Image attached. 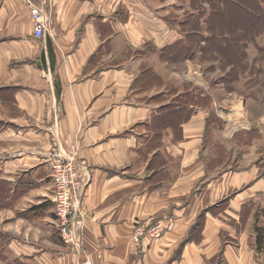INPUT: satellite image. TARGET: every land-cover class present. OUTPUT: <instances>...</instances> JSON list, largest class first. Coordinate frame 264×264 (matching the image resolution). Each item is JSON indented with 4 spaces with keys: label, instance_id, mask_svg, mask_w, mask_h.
<instances>
[{
    "label": "crops",
    "instance_id": "obj_1",
    "mask_svg": "<svg viewBox=\"0 0 264 264\" xmlns=\"http://www.w3.org/2000/svg\"><path fill=\"white\" fill-rule=\"evenodd\" d=\"M31 1L49 19L41 38L27 0H0V264H264L247 210L264 160L215 163L206 133L225 121L215 102L182 101L163 56L182 20L165 0ZM56 131L66 151L79 140L89 180L80 254L54 210ZM164 215L174 222L160 240H132L137 223Z\"/></svg>",
    "mask_w": 264,
    "mask_h": 264
},
{
    "label": "rangeland",
    "instance_id": "obj_2",
    "mask_svg": "<svg viewBox=\"0 0 264 264\" xmlns=\"http://www.w3.org/2000/svg\"><path fill=\"white\" fill-rule=\"evenodd\" d=\"M191 2V0H165L167 4L166 16L170 20L183 21L191 12L198 15L206 13L204 18L207 20L210 10L208 3L206 1L200 2L198 10L195 11ZM232 14L230 19L226 14L216 17V23L219 27L218 31L222 33L227 28L230 32H233L235 28L242 25V22H239L240 20L242 21L243 15L240 14V19H237L238 12L233 10ZM243 20V23L248 22V19ZM177 28L182 30L181 27ZM183 30L184 32L186 31L184 28ZM202 31L204 36L209 35L205 23ZM184 36L185 33H183V39H185ZM200 45H202V53H198L197 56L175 57L174 60H165L170 64L169 68H171L173 73L171 75L173 82L180 84L178 86H182V101H193V95L198 92L199 96L196 101H202V105L204 107L207 105L208 109L215 102L219 114L225 121V124L216 122L217 138L209 136L210 132L206 133L209 138L206 146L212 147L218 158L215 163H225V166L232 167L236 165L240 158H243V155H246L245 158L248 162L249 160H254V158L264 160V31H262L255 43L243 41L240 44L244 53L242 55V58H244L243 65L226 61V58L228 59L227 56L235 55V53L232 55L233 53L231 54L230 50L218 53L212 50L214 47L212 43L205 44L201 42ZM205 47L209 51L206 54L203 51L206 49ZM234 50L237 51L238 49ZM233 64L236 65L235 68ZM233 69L240 70L241 74H238V78L235 77L237 73H232ZM191 83L193 87H191ZM168 84L173 83L168 81ZM202 87H207L208 91ZM228 94L231 95L230 100H227ZM203 98L206 101L207 98L209 100L206 102ZM234 101L238 102L239 105L238 109L235 110H233L235 107L233 106ZM210 111L208 112L211 115ZM232 125H237V130L235 129L234 132L228 135ZM255 148L257 150L260 149L259 152H256L259 154H253ZM262 164V172H264V162ZM260 196L261 199L257 202L247 205L248 212L252 211L255 213L253 220L258 233L264 232V192Z\"/></svg>",
    "mask_w": 264,
    "mask_h": 264
},
{
    "label": "built area",
    "instance_id": "obj_3",
    "mask_svg": "<svg viewBox=\"0 0 264 264\" xmlns=\"http://www.w3.org/2000/svg\"><path fill=\"white\" fill-rule=\"evenodd\" d=\"M27 1L31 6L35 36L41 38L49 28V19L44 13L43 6L31 0ZM79 151L78 139L66 151L63 149L59 132L54 133L52 149L49 153L54 210L64 241L78 254L81 252L82 202L89 184V180L83 178L84 165L79 159ZM173 222V218L169 215L148 218L136 224L132 232V240L140 243L147 236L150 241H158L173 227ZM79 264H93V262L90 259H82Z\"/></svg>",
    "mask_w": 264,
    "mask_h": 264
},
{
    "label": "trees",
    "instance_id": "obj_4",
    "mask_svg": "<svg viewBox=\"0 0 264 264\" xmlns=\"http://www.w3.org/2000/svg\"><path fill=\"white\" fill-rule=\"evenodd\" d=\"M193 10H198V5L202 1H206L210 7L208 19L205 20L206 13L201 15L195 13H189L185 20L182 21L181 28L182 33H185V39L178 42L175 45L167 47L163 56L165 59L174 60V53L177 52L176 56L179 57H192L197 56L198 53H202L201 42L205 44H213L212 50L214 52L221 53L230 50V53L234 56H227L226 61L228 63L236 62L242 64L243 59L241 43L243 41H249V43H255L259 35L264 31V0H191ZM212 10V11H211ZM233 10L238 12L237 19H240V14L243 15L242 21L240 20L239 27L235 28L233 32H230L227 28L221 33L218 31L219 27L216 23V17L222 14H226L229 19L233 15ZM232 14V15H231ZM239 16V18H238ZM243 19H248V22L243 23ZM204 23L207 27L208 36H204L201 32L204 28ZM183 28L186 30L184 32ZM201 32V33H200ZM246 47V46H244ZM206 48V47H205ZM238 49L237 51L234 49ZM210 50V48H209ZM205 54L208 53V48L205 50ZM205 57V56H204ZM234 68H235V64ZM243 65V64H242ZM240 70L232 71L233 74L237 73L235 76L238 78ZM241 74V73H240ZM231 75V74H230ZM198 92L193 95V102L200 106L202 101H196L198 98ZM204 99V98H203ZM206 101V99H204ZM209 99L207 98V101ZM206 101V102H207ZM191 111L183 108V118H187ZM169 118H173L172 114L167 115ZM264 237V232H260L258 236L259 243H262Z\"/></svg>",
    "mask_w": 264,
    "mask_h": 264
}]
</instances>
